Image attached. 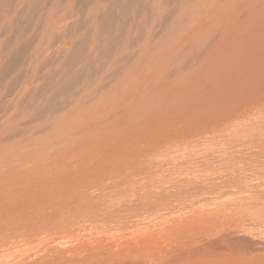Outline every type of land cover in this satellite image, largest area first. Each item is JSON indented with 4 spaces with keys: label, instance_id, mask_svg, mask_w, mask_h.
Listing matches in <instances>:
<instances>
[{
    "label": "rangeland",
    "instance_id": "1",
    "mask_svg": "<svg viewBox=\"0 0 264 264\" xmlns=\"http://www.w3.org/2000/svg\"><path fill=\"white\" fill-rule=\"evenodd\" d=\"M0 264H264V0H0Z\"/></svg>",
    "mask_w": 264,
    "mask_h": 264
}]
</instances>
